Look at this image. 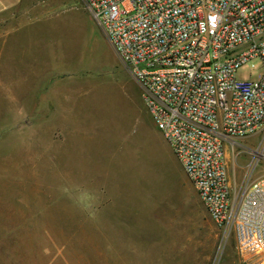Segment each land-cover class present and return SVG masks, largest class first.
<instances>
[{
	"label": "rangeland",
	"instance_id": "rangeland-1",
	"mask_svg": "<svg viewBox=\"0 0 264 264\" xmlns=\"http://www.w3.org/2000/svg\"><path fill=\"white\" fill-rule=\"evenodd\" d=\"M18 10L88 13L81 0ZM88 27L93 65L63 67L62 113L0 98V264H240L233 233L214 225L138 86ZM224 163L237 201L264 175V131L227 147Z\"/></svg>",
	"mask_w": 264,
	"mask_h": 264
},
{
	"label": "built area",
	"instance_id": "built-area-1",
	"mask_svg": "<svg viewBox=\"0 0 264 264\" xmlns=\"http://www.w3.org/2000/svg\"><path fill=\"white\" fill-rule=\"evenodd\" d=\"M81 2L238 262L264 264V175L236 201L224 163L264 131V0Z\"/></svg>",
	"mask_w": 264,
	"mask_h": 264
},
{
	"label": "crops",
	"instance_id": "crops-1",
	"mask_svg": "<svg viewBox=\"0 0 264 264\" xmlns=\"http://www.w3.org/2000/svg\"><path fill=\"white\" fill-rule=\"evenodd\" d=\"M17 2L0 0V91L7 89L2 91L6 95L0 92V98L14 108L28 106L30 112L60 114L64 98H70L63 96L58 82L63 67L93 65L82 55L91 19L88 13H19Z\"/></svg>",
	"mask_w": 264,
	"mask_h": 264
}]
</instances>
